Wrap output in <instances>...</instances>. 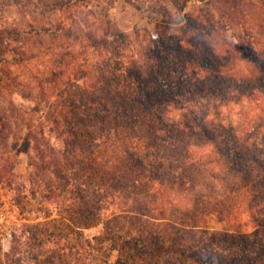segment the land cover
<instances>
[{"label":"trees","instance_id":"16d2710c","mask_svg":"<svg viewBox=\"0 0 264 264\" xmlns=\"http://www.w3.org/2000/svg\"><path fill=\"white\" fill-rule=\"evenodd\" d=\"M169 1L178 12H182L191 1L201 2L193 23L199 31L191 39L201 38L203 41L204 36L211 35L215 48L225 54H235L238 50L229 46L235 38L238 46L264 54V0ZM70 3L71 0H55L52 5L62 8ZM212 6L214 11L210 8ZM106 10H101L103 17ZM151 13L156 15V30L159 27L167 29L170 24L180 23L188 16L186 13L176 16L164 5L152 7ZM109 31L100 39L104 47L110 45L108 35L114 36L119 44H125L126 35L122 31ZM10 33L17 37V32ZM165 34L167 32L163 35L159 30L152 33L143 49L126 59L121 57V48L113 46L111 69L97 67L96 80L91 83V86L103 83L99 87L101 96L98 102H72L71 107L48 103L50 93L45 84L51 82L56 72L50 78L34 80V86H21L19 94L22 97L32 99L34 96L26 90L35 92L33 99L36 102L27 113L46 110L44 120L35 125L32 120L26 122L30 129L37 127L36 133L29 132L26 137V151L32 136L35 141L33 150L40 160H32L33 175L41 180L55 178L69 186L73 193L72 210L81 221L75 241L59 245L50 236L53 248H48L45 254L32 253L33 264H60L61 254L67 252L83 258L82 264H264L263 244L248 248L249 244L240 243L241 234L239 238L234 235L239 241L236 251L217 253L218 244L222 245V242L205 239L199 234L201 214L216 211L219 215L223 212L221 209L212 210L211 203L216 194L211 193L217 189L220 192L219 186H227L225 179L233 181L236 194V203L229 209L231 214L249 211L254 202L264 198V173L259 172L264 170L263 152L250 136L243 140L244 127L231 126L224 132V145L213 144L205 148L202 142L199 149L203 151H196L191 146V139L166 130L159 110V106L171 105L172 100L181 96L202 94L207 89L211 94L225 98L221 82L225 81L232 88H239L247 99L259 102L264 112V59H260L259 66L254 63L248 71L234 73L227 67L228 60H221L222 56L215 54L210 44L207 45L211 56L208 64L214 65L209 72L213 83L207 88L204 82H192V77L186 74V54L193 46L190 39L185 40L188 46L177 44V56L183 65L180 68L176 67L178 61L168 52L170 48L164 39ZM3 38L1 33L0 44L4 43L8 48ZM3 48L0 54L6 51ZM1 72L8 78L9 71ZM89 73L82 70L74 77L79 81L88 79ZM84 107L87 114L93 112L91 117L76 113ZM183 123V131L195 136L197 141L207 137V129L196 117L192 122L183 120ZM90 125L95 127L96 134L84 137L81 128ZM4 126L0 127V137H3ZM45 127L48 135L44 134ZM53 131L58 139L57 148L48 141ZM116 140L122 146L107 161L111 167L87 168L76 161L79 153L91 152L95 142L113 143ZM40 141L44 142V148H40ZM46 150L49 160H46ZM252 165L259 170L254 172ZM45 181L46 185L50 183ZM142 191L150 193L149 200L133 196L132 202H128L132 193ZM173 198L180 200L175 202ZM242 200L246 202L240 206ZM171 214L174 219L170 221ZM96 226H100L101 231L92 235L84 233L85 229ZM256 233L261 232L257 230ZM113 253L115 256L111 259Z\"/></svg>","mask_w":264,"mask_h":264},{"label":"rangeland","instance_id":"374dc122","mask_svg":"<svg viewBox=\"0 0 264 264\" xmlns=\"http://www.w3.org/2000/svg\"><path fill=\"white\" fill-rule=\"evenodd\" d=\"M54 3L55 0H0V34L3 33L8 47L5 48L4 43L0 44V49H6L0 54V77L6 76L0 78V127L5 125L3 137H0V264H33L30 259L32 253L45 254L48 248H53L50 236L59 245H64L65 242L75 241L81 226L70 203L73 194L71 188L55 178L41 180L33 175L32 160H40L33 150L35 141L31 135L26 151V137L29 132L36 133L37 127L32 126L30 129L26 122L32 120L35 125L39 120H44L46 110L27 113L36 102L33 99L35 92L26 90L34 96L32 99L22 97L19 92L23 86H34V80L50 78L56 72L51 82L46 81L45 84L50 93L48 103L70 106L72 102H98L101 96L99 87L103 83H97L96 86H91V83L96 80L97 67L111 69L113 46L115 49L116 46L121 48L123 59L133 57L157 30L163 35L167 32L164 39L170 48L168 52L171 58L178 61L176 67L183 66L179 63L182 59L177 56V44L184 43V46H188L185 40L190 39L193 46L186 54V74L192 77V82L199 80L207 88L213 83L209 72L214 66L208 64L211 56L207 45L210 44L214 53L222 56L221 60H228L227 67L234 73L248 71V67L254 63L259 66L260 59H264V54L261 55L258 50L249 51L238 46L235 38L232 45L228 43L232 49L238 50L235 54H225L218 47L215 48L211 35L204 36L203 41L201 38L191 39L199 31L193 27L194 18L201 6L199 1L189 2L182 12H178L169 0H71L69 5L62 8H54ZM158 5L166 6L176 16L184 13L188 16L180 23L170 24L167 29L159 27L156 30V15L151 12L152 7ZM105 8L106 16L103 17L101 10ZM210 8L214 11L213 6ZM108 29L111 32L116 29L122 31L126 35L125 44H119L114 36L108 35L106 38L110 45L104 47L100 39L105 37ZM10 32H17V37ZM214 59L215 57L213 61ZM1 70L9 71L8 78ZM82 70L90 72V75L88 79L79 81L74 76L81 74ZM221 70L224 71L225 68L222 67ZM221 82L226 92L225 98L219 94H211L207 89L202 94L181 96L178 100H172L171 105L159 106L166 130L191 139V146L198 151L201 150L199 145L202 142L206 145L205 148L207 145L210 148L213 144L224 145L226 128L244 127L243 140L250 136L264 155V112L261 111L260 103L247 99L239 88H232L230 83ZM178 101L181 103H177ZM76 113L84 117L93 115L92 111L87 114L85 107ZM69 114L75 115L74 112ZM195 117L207 129L208 135L203 141H197L195 136H189L182 129L183 120L185 123L192 122ZM46 128L44 134L48 135ZM81 131L84 132V137L96 134L93 125L81 128ZM5 134L7 139H4ZM55 134L53 131L48 141L57 148L58 139ZM117 141L95 142L91 146V152L79 153L76 161L87 168L110 166L107 161L122 146ZM39 143L40 148H44V142ZM49 158L48 153L46 160ZM252 166L254 172L259 170L255 165ZM259 172L263 174L264 170ZM45 180L50 183L46 185ZM224 182H227V186H219L220 192L217 189L218 191L211 193L216 194L211 203L212 210L221 209L223 212L219 215L216 211L208 215L201 214L199 234L205 239L222 242V245L218 244L217 253L230 254L229 252L236 251L239 241L234 235L241 234L243 237L240 243L249 244L248 248L264 245V198L254 202L249 211L231 214L229 209L236 203V194L233 181L227 178ZM148 194L150 193L143 191L132 193L127 200L132 202L133 196L149 200ZM173 200L178 202L180 198ZM245 202L246 200H242L240 206ZM172 214L169 216L170 221L174 216ZM257 230L261 233H256ZM99 231L101 227L96 226L85 229L84 233L92 235ZM114 256L115 253L111 259ZM82 261L83 258L77 254L67 252L61 254L59 262L82 264Z\"/></svg>","mask_w":264,"mask_h":264}]
</instances>
